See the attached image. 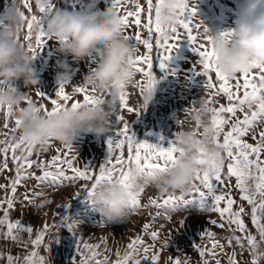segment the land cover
I'll list each match as a JSON object with an SVG mask.
<instances>
[{
    "label": "snow or ice",
    "instance_id": "obj_1",
    "mask_svg": "<svg viewBox=\"0 0 264 264\" xmlns=\"http://www.w3.org/2000/svg\"><path fill=\"white\" fill-rule=\"evenodd\" d=\"M38 11L40 15L32 14L25 16L27 20V33L24 41L27 42V48L31 52L33 59L40 54L47 42L50 40L46 30L45 22L55 11L53 0H39ZM24 7L29 12L32 11L30 0H23ZM145 5L140 0H111V6L120 10L124 9L122 15V27L124 38L131 41L136 52L133 60L135 74H140L142 80L137 81L135 85L139 88L140 94L144 96H153L156 84L158 83L154 75V69L158 65L161 70H167L170 60L179 47V42L187 40L191 50L199 59L200 70L196 74L204 77V88L208 91L209 97L207 103L211 105L210 125L212 129L211 142L221 146L223 151L210 157L207 147L200 149V158L198 163L207 165L198 171L194 183L196 187L186 196L183 192L171 193L166 196L150 197L146 203H142L141 197L147 187L140 188L138 193L133 194L129 201V209L136 213L141 208L155 207L157 212L152 217L151 223H144L143 232L153 241L159 240V231H150L152 224L163 214L165 219H171V214L186 210L193 204L207 213L215 212L219 214L220 222L212 220L210 223L220 229H227L233 233L240 232L243 235H232L226 237L229 247L234 248V244L239 246L241 254L245 249L252 255L251 264H264V66L257 65L255 72H244L239 76L231 77L225 74L215 63V52L211 45L213 37H203L200 33L201 23H193L197 16L195 4L190 5L189 0H182L179 9L180 20L175 25L164 27L159 23L161 5L163 0H145ZM129 5L131 7H129ZM38 25L39 30L33 34V25ZM135 29L131 34H125L128 30ZM147 32L144 36L143 33ZM203 31L208 29L203 27ZM222 36H231V32L221 33ZM153 37L155 41L153 44ZM203 40L204 42H200ZM23 46V44H22ZM143 46L145 52L139 54V47ZM155 47V56L153 55ZM173 74L175 72L173 71ZM214 74V78H213ZM0 88H7L15 91V88L9 82H0ZM36 95L42 100L50 103L49 108L46 103H40L38 111H43L46 115L52 116L67 106L78 109L88 104H102L104 95L98 94L95 90H89L83 86L73 87L71 93L66 92L65 85L61 83L54 98H49L43 93L36 91ZM82 96V100L74 99L75 96ZM219 97L225 99V103L219 102ZM26 102L32 103V98L26 94ZM148 106V101L144 100L143 109ZM119 108L121 114L117 115L119 125L114 135L106 141L108 155L103 164L99 165L98 172L91 170V165H86L83 169L74 166V147L71 144L63 145L56 149V155L50 160H44L37 154V159H31L35 147L17 140L14 143L8 139L7 133H0L4 139H0V173L8 170L9 154L15 165L14 179L10 180L9 187L11 196L6 200L0 201V210L3 211V218L0 219V225H7L5 235L13 241H19V233L27 232L29 241L33 250L24 257V264H46L45 258L39 255L38 249L43 246L49 252V245L54 239V233L48 243H45V237L53 228L58 229L63 225L70 231L75 232L78 221L68 222L64 217L60 223L49 226L44 224L42 229L37 231L35 238H32L33 228L25 227L21 220L15 222L9 220V210L14 207V194L17 192V186L22 185L26 179L32 178L37 181L36 188L43 184L59 188L64 182L69 183L83 180L91 182L90 187L86 185L87 201L90 202L97 187L105 182H111L118 179L122 184H128L129 178L134 170H139L142 176L147 179L154 175H166L176 167L178 160L183 155V150L178 146L176 137L168 141V146L162 144L149 143L148 141H137L135 134L130 132V127L125 122L123 112L136 113L139 111L129 104L128 92L121 94ZM4 111L5 123L3 127L9 129L12 133L19 130L22 121L14 116V109L10 106L0 107ZM196 108L186 109L185 112H193ZM14 118V126L10 128L9 120ZM259 128V131L257 129ZM195 134L204 137L209 136L208 129L200 131L199 124H196ZM222 137V143H221ZM251 137L253 142L248 141ZM52 146V141L48 147ZM65 149L67 151H65ZM43 150V149H42ZM227 161V163H226ZM38 169L40 175H37L33 169ZM235 178L234 187L239 191V201L232 196L230 191L224 190L231 187L224 178ZM69 172L71 174H69ZM5 187L0 185V188ZM42 192L33 189L30 193L24 195V200L29 204H34L36 198L42 196ZM79 195V194H77ZM243 202L250 206L251 224L259 235V241L252 231L248 228L244 217L248 215ZM50 203V201H45ZM6 204V207L4 205ZM44 204L36 205L43 207ZM67 206V205H66ZM235 206V207H234ZM181 226L184 225L182 220ZM235 226V227H233ZM15 230V233H14ZM201 240L207 239L211 242V247H203L195 243L193 247L197 250L202 264H210L206 257H215L223 253L225 245L217 239L214 232L205 230L200 237ZM168 242L164 241L161 248L167 249ZM83 248L90 255L81 253L80 264H107L108 257L101 261L97 257L99 245L83 244ZM141 249L143 254L141 255ZM76 251L81 252V244L77 243ZM235 250L228 255V264H239L236 259ZM19 257L9 255L7 264H17ZM160 252L155 250V243L148 244L143 236L137 235L127 245V251L123 257L117 252L115 264H158ZM191 264L190 257L186 254L179 256H169L168 264ZM215 264H221L219 259Z\"/></svg>",
    "mask_w": 264,
    "mask_h": 264
},
{
    "label": "rangeland",
    "instance_id": "obj_2",
    "mask_svg": "<svg viewBox=\"0 0 264 264\" xmlns=\"http://www.w3.org/2000/svg\"><path fill=\"white\" fill-rule=\"evenodd\" d=\"M11 2L12 0H0V13L6 12ZM239 2L240 0H190V5L195 4L197 9V16L194 18L193 23L202 22L199 30L200 33L203 32L204 26L209 28L213 36L224 32H231L235 27L234 22L237 17ZM53 3L55 10L66 8L68 10L76 9L82 11L85 10V5L89 6L88 10H94L91 7L92 5L100 9L111 6V0H53ZM140 3L146 7L145 0H140ZM30 4L32 8L31 12L24 8L26 16L30 17L32 14L40 15L34 0H30ZM129 7L131 6L129 5ZM120 12L123 15L124 9L120 8ZM0 20H2V17H0ZM133 31L135 29L128 30L125 34H131ZM26 33L27 28H25L24 35L21 37L25 46H27V42L24 41ZM143 35L146 36L147 32L145 31ZM154 41L155 37H153V44ZM200 42L204 41L201 40ZM56 47L57 43L49 40L40 54L34 58L37 75L40 78V83L36 86V89L29 90L23 86L22 82H16L19 84L20 91L27 93L38 106L40 103H46L49 108L51 107L50 103L36 95L37 90L49 98H54L61 86L62 82L57 79V72L62 70L56 67L57 61H66L72 67L73 78L71 85L65 86V90L68 93H71L73 87L81 86L83 77L96 65L95 54L84 61H74L71 55L58 53ZM144 52V47L140 46L139 54H143ZM153 55L155 56V47ZM198 59L199 57L192 52L189 42L187 40L180 41L179 47L170 60L167 70H161L158 65L155 67L154 75L158 83L154 90L153 99L146 109L141 107L144 95L140 94L139 88L133 86L137 81L143 79L140 74L136 75L135 83L129 85L126 91L128 92L129 104L136 108L139 114L124 111L123 115L125 122L129 124L130 132L135 134L137 141H148L149 143L162 144L167 147L168 141L174 139L175 134L180 131V128L170 118V114L173 111L183 113L186 109L193 106L196 107L201 96L208 99L209 93L204 88V77L196 74V66L197 70H200V66L197 63ZM173 71L175 74H173ZM16 83L11 85L15 87ZM74 99L82 100V96L77 95ZM218 99L220 103H225L223 97H219ZM119 114H121L120 108H118L116 114L110 117L111 132L99 140L91 134L81 133L73 144L75 150L74 166L83 169L86 165H91V170L98 172L99 165L104 163L108 155L107 139L115 134L118 127L123 126L122 124L119 125L117 120V115ZM4 123L5 114L4 111L0 110V133H7L8 139L14 143L17 141L14 137L17 136L18 131L12 133L9 129H5L3 127ZM9 126L10 128L14 126V118L9 120ZM261 127H264V125H261ZM257 131H259V128ZM0 139H4V136L0 135ZM248 141L253 142L251 137H248ZM62 146L52 142V146L48 147L47 150H34L31 159L36 160L38 154L44 160H50L53 155L57 154L56 149L62 148ZM65 151L67 150L65 149ZM14 168L15 165L9 154L8 170L0 173V185L5 186L0 188V201L6 200L12 195L9 184L10 180L14 179ZM32 171H35L37 175L41 174L38 169L34 168ZM69 174L71 173L69 172ZM224 178L226 183L231 185V187L224 190L230 191L239 204L240 194L234 187L235 178L227 177L226 168ZM36 185L37 181L29 178L24 180L22 185L17 186V192L14 194V207L9 210V220L11 222L19 219L25 227L31 226L33 228L32 238H35L37 231L42 229L44 224H48L49 226L58 224L64 217L68 218L69 223L73 221L79 222L75 232L70 231L62 225L58 231L53 228L45 237V243L47 244L51 238V234L54 233V239L49 245V252L43 246L38 249L39 255L45 258L46 264H80L81 253L85 256L90 255L83 248V244L85 243L98 244L100 255L97 258L102 261L106 256L108 257L107 264H115L117 252H119L120 257H123L127 251V245L137 235L143 236L145 242L148 244L155 243V250L160 252L158 264H164L166 259L168 261L169 256L175 257L181 255V258H183L184 254L190 257L191 264H202L201 258L193 245L198 243L203 247H211L210 241L200 239L201 234L205 230L214 232L217 239H220L221 243L225 245L223 253H220V250L217 249L219 254L215 259L206 257L209 259L210 264H215L216 259H219L221 264H228V255H231L233 250L237 254L236 259L239 264H251L252 255L247 250L246 241L245 249L241 254L239 246L234 244V248L229 247L225 239L232 235L241 236L243 234L238 231L233 233L227 229H220L212 225L210 223L212 220L220 222L219 214L202 211L196 204L191 205L186 210L172 213L171 219H165L162 214L152 224V228L150 229V231L160 232L159 240L153 242L143 232L142 226L144 223L152 222V217L157 212L155 207L141 208L136 213L131 212L129 219L123 223L106 221L102 217V214L87 201L86 185L90 187V181L78 180L72 183L65 181L64 185L59 188L49 186L48 184H43L39 188H36ZM33 189L37 192H42L43 195L36 198L34 204H29L24 200V195L30 193ZM163 195L166 196L168 194ZM157 196H161V194H158L152 187H147L141 197L142 203H146L150 197ZM45 201H50V203H45ZM41 204H44V206L36 207V205ZM243 205L249 213L244 217L245 222L252 231V234L256 236L257 241H259V235L251 224L250 206L247 202H243ZM4 207H6V204ZM2 218L3 211L0 210V219ZM182 220L184 221L183 226L180 223ZM6 232L7 225H0V264H7V257L9 255L19 257L17 264H24V257L33 250L30 242L27 243V247L24 244V242L29 241V234L27 232H20L18 234L20 240L13 241L5 235ZM167 240H169L168 248L162 249V244ZM77 243L81 244L80 253L76 251ZM261 247H264V244H261ZM140 254H143L142 249Z\"/></svg>",
    "mask_w": 264,
    "mask_h": 264
},
{
    "label": "clouds",
    "instance_id": "obj_3",
    "mask_svg": "<svg viewBox=\"0 0 264 264\" xmlns=\"http://www.w3.org/2000/svg\"><path fill=\"white\" fill-rule=\"evenodd\" d=\"M38 9L39 0H34ZM190 3V0H189ZM182 0H163L159 23L168 27L179 22ZM85 5V10H55L45 22V30L51 41L57 43L56 51L71 55L74 61H84L94 54L95 67L82 80L81 86L104 95L102 104H88L78 109L67 106L55 115L48 116L38 111L37 103L26 102L25 88L36 89L40 83L31 52L21 37L27 27L23 0H12L8 10L0 13V82L16 83L15 91L0 88V107H12L14 116L22 121L14 139L33 145L36 151L47 150L48 143L73 145L77 138L91 134L97 140L112 130L110 117L119 108L120 97L129 85L135 83L133 60L136 56L131 41L124 38L122 14L119 9L107 6L103 9ZM232 35L213 36L208 29L203 37H213L211 45L215 63L225 74L236 77L244 72H253L256 66H264V0H240ZM39 30L33 25V34ZM23 44V46H22ZM57 79L65 86L71 85L73 70L66 61H57ZM153 96H144L148 104ZM193 112L173 111L170 118L180 128L175 138L183 155L177 165L166 175H154L145 179L139 170H134L128 184L118 179L105 182L96 188L90 204L106 221L126 222L130 217L129 201L142 187H152L158 194L191 193L198 171L207 165L198 163L200 149L207 147L210 157L221 153L223 148L211 142L212 129L210 105L201 96ZM183 116V118H182ZM201 132L208 129L209 136L195 134L196 124ZM164 264H168L167 259Z\"/></svg>",
    "mask_w": 264,
    "mask_h": 264
}]
</instances>
